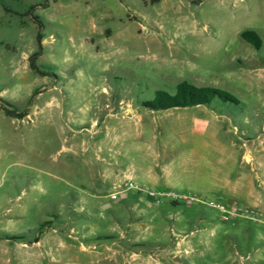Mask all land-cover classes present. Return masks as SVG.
I'll return each instance as SVG.
<instances>
[{
    "label": "rangeland",
    "instance_id": "rangeland-1",
    "mask_svg": "<svg viewBox=\"0 0 264 264\" xmlns=\"http://www.w3.org/2000/svg\"><path fill=\"white\" fill-rule=\"evenodd\" d=\"M4 3L12 12L0 7V264H264V222H226L208 204L264 214L229 198L240 174H262L264 0ZM34 5L46 77L30 69ZM248 29L260 34V51L242 39ZM182 81L240 103L143 106ZM130 180L196 201L148 199L127 189Z\"/></svg>",
    "mask_w": 264,
    "mask_h": 264
},
{
    "label": "trees",
    "instance_id": "trees-1",
    "mask_svg": "<svg viewBox=\"0 0 264 264\" xmlns=\"http://www.w3.org/2000/svg\"><path fill=\"white\" fill-rule=\"evenodd\" d=\"M4 1L5 0H0V7H2L5 12H12ZM12 1L21 2L22 0ZM45 2H49V0H45ZM41 6H44V4ZM36 7V5L30 6L27 11V15H30L36 21L39 29L37 33L38 49L30 57V69L35 74L46 77L50 76V73L43 71L37 64L39 57L42 55V41L44 38L42 30L44 25L40 20V17L34 14ZM241 37L244 41L251 44L257 51L262 49L263 40L257 31L252 29L245 30L241 33ZM216 99L223 103H240L239 100L228 91L211 87H198L188 81H182L177 85L174 93H170L165 90H158L155 92L153 99L145 101L143 106L149 110L161 112L178 108L211 106ZM1 110L6 116L11 118L23 119L26 116L24 112L10 110L6 107H1Z\"/></svg>",
    "mask_w": 264,
    "mask_h": 264
},
{
    "label": "built area",
    "instance_id": "built-area-1",
    "mask_svg": "<svg viewBox=\"0 0 264 264\" xmlns=\"http://www.w3.org/2000/svg\"><path fill=\"white\" fill-rule=\"evenodd\" d=\"M127 189L133 190L144 197L156 201H160L163 199H171L177 202H193L196 201L194 197H189L186 195H182L176 193L171 190H162V189H152L150 187H144L139 185L138 183L130 180L127 183ZM120 196V192L111 195L113 200L118 199ZM212 208L216 209L221 216L223 221H232L235 218L243 217L247 218L251 221H259L264 222V214L257 208H251L246 206H241L236 202H222V201H210L208 203Z\"/></svg>",
    "mask_w": 264,
    "mask_h": 264
},
{
    "label": "crops",
    "instance_id": "crops-1",
    "mask_svg": "<svg viewBox=\"0 0 264 264\" xmlns=\"http://www.w3.org/2000/svg\"><path fill=\"white\" fill-rule=\"evenodd\" d=\"M252 149L250 151V154L246 155V158L250 160L252 163L254 159V153ZM256 153L260 156V165L259 167L255 165L254 168L258 167L259 169H262V174L260 173L261 171L259 170L258 173H256L254 177L253 174V169H250L249 172H244L240 174V180L241 184L237 183L235 185H231L230 183V189H229V198H236L238 200H243L248 204H255V205H261L264 208V138L260 137L259 138V145L256 147ZM248 156V157H247ZM250 156V157H249ZM252 168V167H251ZM255 178H257L258 181L262 183V187L260 190L252 187L254 184ZM225 197V196H224Z\"/></svg>",
    "mask_w": 264,
    "mask_h": 264
}]
</instances>
